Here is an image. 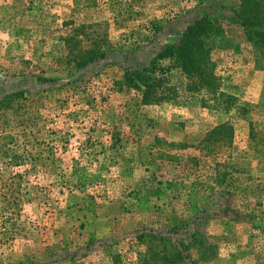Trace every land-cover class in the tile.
<instances>
[{
    "label": "rangeland",
    "instance_id": "rangeland-1",
    "mask_svg": "<svg viewBox=\"0 0 264 264\" xmlns=\"http://www.w3.org/2000/svg\"><path fill=\"white\" fill-rule=\"evenodd\" d=\"M239 3L0 0V264H136L142 231L179 264H264V52ZM205 15L215 89L174 66L151 98L126 87Z\"/></svg>",
    "mask_w": 264,
    "mask_h": 264
},
{
    "label": "trees",
    "instance_id": "trees-1",
    "mask_svg": "<svg viewBox=\"0 0 264 264\" xmlns=\"http://www.w3.org/2000/svg\"><path fill=\"white\" fill-rule=\"evenodd\" d=\"M236 17L248 38L264 52V0H240ZM216 26L215 19L210 16L197 18L186 27L177 43L168 44L149 65L126 70L123 83L128 88L138 90L144 99L151 98L164 90L166 74L174 66L187 78V89H215L208 37ZM70 55L74 66L81 68L103 57L105 52L92 47L72 51ZM232 131V126L224 122L212 129V132L221 134L223 143L232 140ZM129 242L142 246L136 250V264H179L183 259L182 248L159 233L142 231ZM107 256L111 264H124L122 253L112 245L108 246Z\"/></svg>",
    "mask_w": 264,
    "mask_h": 264
}]
</instances>
